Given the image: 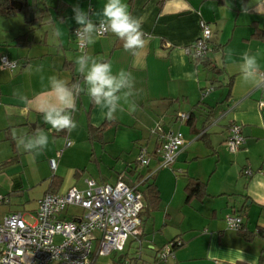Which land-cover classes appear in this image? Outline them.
<instances>
[{"label": "crops", "instance_id": "obj_1", "mask_svg": "<svg viewBox=\"0 0 264 264\" xmlns=\"http://www.w3.org/2000/svg\"><path fill=\"white\" fill-rule=\"evenodd\" d=\"M17 1L20 11L0 16V58L17 63L12 71L0 69V195L9 199L0 206V219L12 212L32 215L45 194L84 190L89 179L98 185L120 179L138 191L147 181L155 186L158 203L141 218L139 242L154 250L157 244L182 241L165 264H264V127L259 126L264 109L258 107L264 87L244 82L239 71L248 51L257 55L264 72V0H124L142 22L145 47L126 51L123 41L108 32L96 36L84 53L71 35L80 26L73 7L98 21L93 13L106 0ZM201 21L211 31L206 55L217 75L184 53L198 38ZM82 54L110 62L113 73L132 74L136 109L129 112L125 105L110 120L81 93L72 113L78 127L56 132L40 111L59 103L49 78L83 86L75 63ZM231 124L240 126L244 138L234 153L225 145ZM37 129L48 134L49 144L33 159L17 138ZM170 131L180 132L184 144L164 167L158 150ZM142 148L149 156L146 166L137 161ZM244 169L251 175L244 176ZM190 179L204 185V196L187 203ZM32 203L34 211H23ZM228 214L241 217L240 233L227 227Z\"/></svg>", "mask_w": 264, "mask_h": 264}, {"label": "built area", "instance_id": "obj_2", "mask_svg": "<svg viewBox=\"0 0 264 264\" xmlns=\"http://www.w3.org/2000/svg\"><path fill=\"white\" fill-rule=\"evenodd\" d=\"M199 25L198 38L184 48V53L192 60L204 58L208 52L211 31L204 21ZM79 27L73 28L71 35L77 49L84 53L87 43L76 36ZM16 68L15 61L6 56L0 58V69L12 71ZM211 90L212 87L204 93ZM258 107L264 109V98L258 101ZM243 143L240 126L231 124L225 141L228 151L236 152ZM183 144L180 132L164 134L158 150L161 165L170 166ZM70 145L67 141L66 146ZM137 161L141 166L148 165L145 149L140 150ZM49 164L55 168L53 159ZM243 175H251L250 170L244 169ZM8 202L6 196L0 195V206ZM70 208L79 209L81 213L67 215ZM142 208L140 194L120 179L114 184L103 185L89 179L85 181L84 190L72 187L63 194H45L37 202L35 213L29 215L30 222L25 220L26 214L22 212H12L0 219V264H95L98 257L122 252L129 237L139 240ZM224 221L234 231L242 224L241 217L236 214L226 215ZM56 237L58 242H55ZM180 245V241H176V245L169 243L156 259L165 262L172 249Z\"/></svg>", "mask_w": 264, "mask_h": 264}, {"label": "clouds", "instance_id": "obj_3", "mask_svg": "<svg viewBox=\"0 0 264 264\" xmlns=\"http://www.w3.org/2000/svg\"><path fill=\"white\" fill-rule=\"evenodd\" d=\"M242 11L247 13V6H242ZM74 20L80 27L76 36L87 44L95 43V37L111 32L123 41L126 51H135L145 47L147 38L142 31V22L129 10L124 0H106L103 9L93 13L98 16V21L90 18L89 12L79 6L73 7ZM59 35V33H58ZM231 55V53H229ZM242 63L239 71L244 82L253 87H264V72H261L257 55L245 51L241 56ZM77 71L83 76V86L74 84L71 87L62 79L52 76L49 82L56 94L58 104H49L40 109L44 123L50 125L56 132L67 130L74 131L78 125L72 113L76 109V96L84 93L97 105L107 119H113L117 111H123L127 106L129 112L135 111L136 95L135 80L130 72L123 69L113 73L110 62L99 60L95 57L82 54L75 60ZM40 71V69H37ZM19 99L26 101V97L14 92ZM259 126L264 127V116L259 118ZM18 146L34 155L40 154L49 144L48 134L37 129L34 135H23L17 138Z\"/></svg>", "mask_w": 264, "mask_h": 264}, {"label": "rangeland", "instance_id": "obj_4", "mask_svg": "<svg viewBox=\"0 0 264 264\" xmlns=\"http://www.w3.org/2000/svg\"><path fill=\"white\" fill-rule=\"evenodd\" d=\"M28 20L30 21V18L28 16ZM91 161V158L89 159ZM113 161L107 158V163H112ZM102 169H104V166H101ZM35 209V204H27L24 207L25 212H32ZM81 210L76 209V208H70L67 212V215L71 214H80ZM31 215V213H29ZM29 214H26L24 216L25 220L27 222H30V217ZM146 216L145 213L141 215V218H144ZM59 238H55V242H58ZM95 244V243H94ZM95 248V245H93V249ZM160 245L157 244V247H155L154 250H150L148 248V245H143L139 242V240L134 239L132 237H129L124 250L122 252H112L108 256L105 257H98L95 260V264H134V263H139V264H165L163 261H159L156 259V255L159 252H162V249ZM156 250H159L156 253Z\"/></svg>", "mask_w": 264, "mask_h": 264}, {"label": "trees", "instance_id": "obj_5", "mask_svg": "<svg viewBox=\"0 0 264 264\" xmlns=\"http://www.w3.org/2000/svg\"><path fill=\"white\" fill-rule=\"evenodd\" d=\"M23 12H25V10ZM14 13H15V10L10 9V7H9V0H0V16L12 15ZM193 61L195 62L196 65H201L204 68L210 69V71L213 74H216V75L219 74V72L215 69V67H213V66L211 67L210 61L207 60V55L204 58L196 59ZM187 118H188L187 121L189 122L191 120L190 115ZM99 130H101V128L92 129L91 134H92V132H96ZM134 192L139 193L141 196V200H142V204H143L142 211L139 214L140 219H141V215L144 212H149V211H153L156 209L157 203H158V192H157L155 186L153 185V183H148L147 181H146V185L142 191H138V190L134 189ZM186 194H187V196H186L187 203H189L193 199H202V197L204 196V185L195 179H190L187 186H186ZM241 229H242V224H241V226L237 232L240 233ZM244 236L246 238H249L246 235H244ZM176 241L177 242L180 241L181 245H182V241L179 239H174L170 243L173 242V244L176 245Z\"/></svg>", "mask_w": 264, "mask_h": 264}, {"label": "water", "instance_id": "obj_6", "mask_svg": "<svg viewBox=\"0 0 264 264\" xmlns=\"http://www.w3.org/2000/svg\"><path fill=\"white\" fill-rule=\"evenodd\" d=\"M9 7L13 10L20 11L22 8V3L17 0H10ZM30 20H32V14L29 15Z\"/></svg>", "mask_w": 264, "mask_h": 264}]
</instances>
